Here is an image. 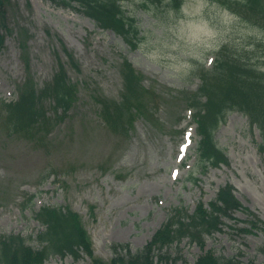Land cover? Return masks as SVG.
<instances>
[{
	"label": "rangeland",
	"instance_id": "374dc122",
	"mask_svg": "<svg viewBox=\"0 0 264 264\" xmlns=\"http://www.w3.org/2000/svg\"><path fill=\"white\" fill-rule=\"evenodd\" d=\"M137 1L123 4L140 23L135 47L51 0H9L0 14V117L1 101L15 103L29 82V89L50 83L60 64L75 90L67 111L54 114V103L44 100L51 121L47 132L43 127L33 139L11 135L0 120V237H35L42 226L34 214L42 206L69 208L80 215L95 254L109 261L112 246L141 249L173 208L193 212L199 202L208 206L230 183L262 223L251 233L224 227L207 238L205 250L227 257L240 253L245 263L264 264L259 251L264 246V130L252 127L243 113L230 112L215 132L229 165L201 168L197 124L191 109L177 101L200 85L192 76L193 64L211 67L214 52L227 42L242 49L264 34L206 0H184L178 15L159 10L165 24L136 9ZM256 54L262 56V49ZM125 59L153 94L150 116L138 117L120 136L100 118L97 99L122 101ZM234 215L237 222L226 219L228 225L249 227L245 213ZM28 243L39 246L35 240ZM179 247L171 249L168 264H193L203 254L186 241ZM43 264H90V258L55 255Z\"/></svg>",
	"mask_w": 264,
	"mask_h": 264
},
{
	"label": "trees",
	"instance_id": "16d2710c",
	"mask_svg": "<svg viewBox=\"0 0 264 264\" xmlns=\"http://www.w3.org/2000/svg\"><path fill=\"white\" fill-rule=\"evenodd\" d=\"M51 1L85 14L99 27L114 31L133 47L141 37L140 23L135 12L132 14L125 10V0ZM207 1L222 6L243 23L264 34V0ZM8 2L9 0H0V14L6 13ZM150 2L154 4L150 5ZM183 3L184 0H140L135 6L162 22L159 10L178 15ZM75 4L80 8H75ZM0 26H4L1 18ZM3 43L4 37L0 34V44ZM261 49L263 54L259 56L256 53ZM70 59L72 66L77 67L72 56ZM58 67L52 81L42 88L29 89V82L15 103L1 101L3 116L0 120L8 127L11 135L20 133L33 139L37 132L43 131V127L47 132V123L51 119L47 117L48 108L45 107L44 100L54 103V114L58 109H69L72 95L75 94L74 84L67 76L65 65L60 64ZM120 73L124 88L122 101L111 102L98 98L97 103L100 106L99 116L106 127L116 135L126 136L138 117L150 116L149 97L153 92L143 86L144 76L127 60L121 64ZM192 76L200 80L198 89L183 92L181 99L177 101L191 109L198 127V165L207 168L217 167L221 163L229 164L224 149L215 140V132L225 122L227 115L234 111L243 113L251 126L264 129V39L242 49L227 42L214 52L210 68L203 64H193ZM146 113L149 115L146 116ZM33 198L34 196L29 197L27 204ZM238 211L247 214L248 220L244 222L249 226H234L233 229H237L239 234L251 233L259 228L260 219L254 218L255 214L240 203L234 194V187L230 184L222 186L208 207L200 203L193 213L185 208L173 209L168 220L144 247L132 252L129 244L114 245V256L105 261L95 254L91 236L79 214L69 208L44 205L34 215L42 226L35 237H0V264H43L51 256L71 255L79 259L81 254L90 258V264H168L173 262L171 249L177 247L175 249L180 251L179 246L185 239L189 240L190 245L195 244L203 251L193 264H256L254 261L243 262L239 257L240 253L227 257L213 250H205L206 237L223 232V227L228 226L224 218L237 222L234 214ZM28 240L37 241L39 246L30 245ZM259 251L264 254V246ZM174 260L176 262L175 258Z\"/></svg>",
	"mask_w": 264,
	"mask_h": 264
}]
</instances>
